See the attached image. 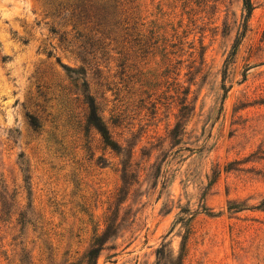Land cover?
I'll return each mask as SVG.
<instances>
[{"label":"rangeland","instance_id":"obj_1","mask_svg":"<svg viewBox=\"0 0 264 264\" xmlns=\"http://www.w3.org/2000/svg\"><path fill=\"white\" fill-rule=\"evenodd\" d=\"M117 1L100 36L0 0V264H86L96 238L95 264H264V0L224 79L241 0Z\"/></svg>","mask_w":264,"mask_h":264},{"label":"trees","instance_id":"obj_2","mask_svg":"<svg viewBox=\"0 0 264 264\" xmlns=\"http://www.w3.org/2000/svg\"><path fill=\"white\" fill-rule=\"evenodd\" d=\"M48 3H52L57 7V9H61L66 13L69 17L75 16L80 20H88L92 26L97 28L96 32L100 36H104L105 32L111 33L113 31H126L127 28L123 29L122 24H126L125 20H121V12L119 10V5L117 0H45ZM242 5V18L240 24V32L237 34V38L235 39L229 53L227 54L223 64L221 75L222 79H224L226 70L228 65L232 62V59L235 55L236 47L239 44L240 39L243 38L246 31V23L248 18L250 17L252 11V5L250 0H241ZM100 30V31H98ZM100 38L96 40L98 42ZM59 43L65 41L63 36H59ZM88 46V48H86ZM93 45L90 43H85L84 45H80L77 48V51L74 53L76 58L82 65H88L86 61V56L91 54L90 51ZM80 73L83 72L82 68L80 69ZM79 73V74H80ZM222 90L225 92L224 86L222 85ZM87 107L85 112V127L86 129L93 130L99 137L100 143L104 148L109 149L112 152H118L119 147L117 143L111 138L110 133L102 120V118L98 115V109L94 104V101L87 97ZM27 123L30 129L33 132H38L40 125L36 119V117L30 115L27 117ZM108 218L104 219V223H106ZM99 239H94L92 245L88 249L85 255L86 264H95L97 254L101 249L100 245H98ZM159 254V251H157Z\"/></svg>","mask_w":264,"mask_h":264}]
</instances>
